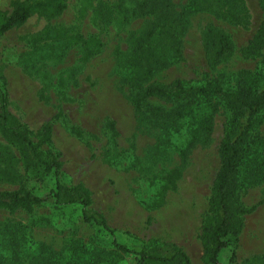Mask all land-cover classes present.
Returning a JSON list of instances; mask_svg holds the SVG:
<instances>
[{
    "label": "rangeland",
    "instance_id": "374dc122",
    "mask_svg": "<svg viewBox=\"0 0 264 264\" xmlns=\"http://www.w3.org/2000/svg\"><path fill=\"white\" fill-rule=\"evenodd\" d=\"M14 1L23 0H0V11L9 13ZM189 2L66 0L61 15L32 16L0 37V92L8 113L34 143L42 125L52 124L50 143L40 150L60 163L64 187L88 191L87 210L102 215L111 229L82 223L79 206L1 209L0 264H135L132 255L115 250L113 239L129 249L176 246L191 264H203L201 225L229 112L220 104L210 130L188 145V120L174 118L182 101L149 98L137 110L130 86L217 80L233 89L241 72L258 74L264 48L257 58L243 51L264 28V0H241L237 23L216 18L214 3L187 13ZM164 23L177 28L178 54L164 55L163 65L145 79L140 58L159 49L155 33ZM208 25L233 44L214 69L201 44ZM76 36L101 46L70 45ZM148 108H158L161 117H149ZM255 133L264 136V122ZM54 188L53 174L24 172L18 150L0 133V191L24 189L43 197ZM239 200L249 212L235 258L230 261L233 249L227 248L219 264H264V183L241 188Z\"/></svg>",
    "mask_w": 264,
    "mask_h": 264
},
{
    "label": "trees",
    "instance_id": "16d2710c",
    "mask_svg": "<svg viewBox=\"0 0 264 264\" xmlns=\"http://www.w3.org/2000/svg\"><path fill=\"white\" fill-rule=\"evenodd\" d=\"M215 4L214 15L218 19L232 23L240 22L241 0H190L187 13L204 11L208 5ZM66 9V0H23L11 3V11H0V37L6 32L18 28L32 16L54 18ZM185 11V13H186ZM159 49L153 54L140 58L143 77L149 79L153 71L163 65V56L178 54L179 39L177 28L171 23L161 24L155 33ZM70 45L91 44L96 48L99 41L87 42L81 36L70 38ZM202 49L206 64L214 69L233 52L229 36L213 25H208L202 34ZM264 48V28L260 27L244 49L248 57L257 58ZM258 74L241 72L235 87L229 89L217 80H208L200 86H187L181 80L168 85L149 83L144 88L130 86V101L137 110L142 109L146 99L177 102L182 101L174 113V118L188 120L190 140L196 141L201 132H208L214 114L222 104L229 112V121L219 145V168L212 181L207 201V213L201 225L200 242L202 246V263L219 264L220 255L227 248H232L230 261L235 258V248L243 227V217L249 212L239 200L240 189L264 183V136L255 130L264 122V60ZM149 117H161L158 108H148ZM52 124L42 125L38 132V142L31 141L30 136L7 111V99L0 92V133L19 152L24 172L35 176L53 174L55 188L45 196H37L24 189L0 191V210L15 213L19 210L32 212L45 204L59 208L80 207V221L93 224L101 230L111 233L105 218L87 209L91 204L88 191L82 187L68 189L59 178L60 163L48 153H43L42 145L50 143ZM115 250L132 255L135 264H191L185 252L176 246L159 251L129 249L112 241ZM76 248L74 252H77Z\"/></svg>",
    "mask_w": 264,
    "mask_h": 264
}]
</instances>
